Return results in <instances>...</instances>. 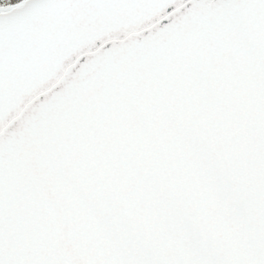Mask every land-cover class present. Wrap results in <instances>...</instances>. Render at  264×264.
Here are the masks:
<instances>
[{
	"label": "snow or ice",
	"instance_id": "obj_1",
	"mask_svg": "<svg viewBox=\"0 0 264 264\" xmlns=\"http://www.w3.org/2000/svg\"><path fill=\"white\" fill-rule=\"evenodd\" d=\"M0 264H264V0H0Z\"/></svg>",
	"mask_w": 264,
	"mask_h": 264
}]
</instances>
